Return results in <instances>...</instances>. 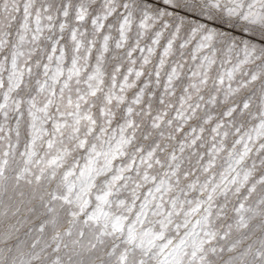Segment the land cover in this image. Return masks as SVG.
I'll use <instances>...</instances> for the list:
<instances>
[{"label":"snow or ice","instance_id":"1","mask_svg":"<svg viewBox=\"0 0 264 264\" xmlns=\"http://www.w3.org/2000/svg\"><path fill=\"white\" fill-rule=\"evenodd\" d=\"M0 264H264V0H0Z\"/></svg>","mask_w":264,"mask_h":264}]
</instances>
